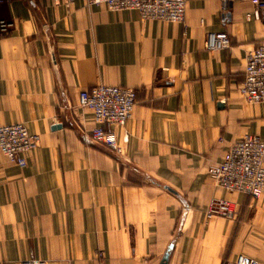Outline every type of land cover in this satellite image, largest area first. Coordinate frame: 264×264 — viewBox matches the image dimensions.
Here are the masks:
<instances>
[{
    "label": "crops",
    "instance_id": "crops-1",
    "mask_svg": "<svg viewBox=\"0 0 264 264\" xmlns=\"http://www.w3.org/2000/svg\"><path fill=\"white\" fill-rule=\"evenodd\" d=\"M245 0H189L182 24L142 21L75 0H7L0 19V126L39 145L18 168L0 154V264H264V191L228 193L209 177L247 135L264 141V104L243 99L245 58L264 40V9ZM230 47L208 52V33ZM134 90L116 128L120 156L86 145L95 124L78 105L95 86ZM234 204L232 219L205 212Z\"/></svg>",
    "mask_w": 264,
    "mask_h": 264
},
{
    "label": "built area",
    "instance_id": "built-area-1",
    "mask_svg": "<svg viewBox=\"0 0 264 264\" xmlns=\"http://www.w3.org/2000/svg\"><path fill=\"white\" fill-rule=\"evenodd\" d=\"M7 0H0V4ZM56 5H72L75 0H51ZM88 5H102L110 12H136L142 21H158L182 24L186 3L189 0H84ZM235 1V0H233ZM253 7L246 14L258 18L264 9V0H245ZM13 27L12 23L0 19V35ZM230 38L226 33H208L204 49L208 52L226 50ZM240 96L249 103L264 104V40L249 51L245 58L244 79L238 90ZM134 90L116 86H95L79 94L78 105L92 114L95 127L82 133L86 145H97L116 156H120L128 137L119 144L116 128H124L135 105ZM39 145V137L29 134L22 124L0 126V154L18 168L26 167V155ZM209 177L223 191L246 195L258 199L264 191V141L257 136L247 135L234 142L225 152L222 160L208 168ZM235 215L234 204L213 199L205 212L206 219L214 216L232 219ZM20 264H47L42 260H25ZM225 264H258V261L238 255Z\"/></svg>",
    "mask_w": 264,
    "mask_h": 264
},
{
    "label": "water",
    "instance_id": "water-1",
    "mask_svg": "<svg viewBox=\"0 0 264 264\" xmlns=\"http://www.w3.org/2000/svg\"><path fill=\"white\" fill-rule=\"evenodd\" d=\"M166 258H164V260L161 262V264H165Z\"/></svg>",
    "mask_w": 264,
    "mask_h": 264
}]
</instances>
